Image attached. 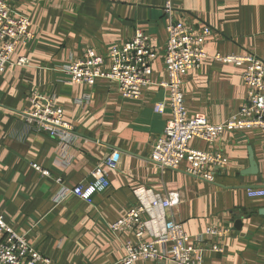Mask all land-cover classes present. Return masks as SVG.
Here are the masks:
<instances>
[{
	"label": "crops",
	"instance_id": "0c3cea01",
	"mask_svg": "<svg viewBox=\"0 0 264 264\" xmlns=\"http://www.w3.org/2000/svg\"><path fill=\"white\" fill-rule=\"evenodd\" d=\"M2 1L29 19L34 34L12 56L25 57L28 64L8 67L0 78V213L15 231L53 264H116L125 255L124 242L134 236L131 231L112 233L110 225L154 196L177 192V207L153 209L144 217L145 241L162 235L163 222L171 217L194 242L209 227L226 231L223 238H206L221 250H201L199 264H264V199L246 195L247 189L264 188L260 131L225 132L214 145L189 142L190 148L217 152L227 161L225 167L210 170L212 181L188 174L185 163L177 170L161 169L150 159L154 140L170 119L167 109L153 111L166 100L157 87L164 79L166 4L171 3L176 20L211 30L207 58L182 78V90L189 116L201 114L221 124L236 114L247 87L240 68L217 62L214 55L251 53L264 60V0ZM137 29L158 54L151 64V84L139 101L122 99L111 81L69 84L60 73L86 49L105 55ZM35 95L51 98L62 109L76 135L72 144L37 131L26 120ZM248 149L257 165L255 175L242 174L249 167ZM114 151L120 159L108 173L107 190L91 203L66 192L90 183V172ZM168 248L158 245L160 252Z\"/></svg>",
	"mask_w": 264,
	"mask_h": 264
},
{
	"label": "built area",
	"instance_id": "2783aa9c",
	"mask_svg": "<svg viewBox=\"0 0 264 264\" xmlns=\"http://www.w3.org/2000/svg\"><path fill=\"white\" fill-rule=\"evenodd\" d=\"M167 14V40L163 51L164 79L157 84L166 93V100L153 107L155 113H170L162 135L154 140L151 161L160 167L177 170L182 163L186 172L202 180L212 181L210 170L225 167L227 161L217 152H203L189 147L192 139H199L214 145L225 132L258 130L264 137V60L247 53L240 55L215 54L214 60L241 69V78L247 87V95L236 114L221 124H213L205 116H189L185 107L182 78L202 65L207 58L205 43L211 30L208 26L184 23L174 18L171 3L165 6ZM34 39L30 21L13 7L0 0V78L11 66H25V57L12 59L18 48H26ZM158 57L146 34L140 29L134 31L127 41L112 46L105 55L93 49H86L75 61L60 68L69 84L93 86L104 79L116 84L120 97L127 101H139L144 90L151 84V64ZM29 123H34L37 131L58 138L62 143H73L76 135L64 120L63 111L51 98L35 95L32 109L24 113ZM120 155L114 151L90 172L92 181L77 185L69 194L91 203L94 195L107 190L110 186L108 173L117 168ZM32 168L42 176L48 172L38 165ZM59 181V179H58ZM249 198L264 199V188L247 189ZM177 192L154 196L148 205L139 204L127 211L124 217L110 225L112 233L131 231L134 240L124 242V257L116 264H136L139 260L167 259L170 264H199L201 250L220 251L219 244L207 242L206 238L226 236L214 226L209 227L196 241L190 239L181 224L171 217L163 222L162 235L145 241L147 232L144 217L153 209L172 210L180 204ZM207 238V239H208ZM203 244V247L196 245ZM158 245L169 247L165 252ZM0 264H53L52 261L36 251L28 241L19 235L0 213Z\"/></svg>",
	"mask_w": 264,
	"mask_h": 264
},
{
	"label": "water",
	"instance_id": "95a60500",
	"mask_svg": "<svg viewBox=\"0 0 264 264\" xmlns=\"http://www.w3.org/2000/svg\"><path fill=\"white\" fill-rule=\"evenodd\" d=\"M248 156H249V167L248 169L243 171L242 174L243 175H255L257 174V165H256V162L254 161L251 149H248Z\"/></svg>",
	"mask_w": 264,
	"mask_h": 264
}]
</instances>
